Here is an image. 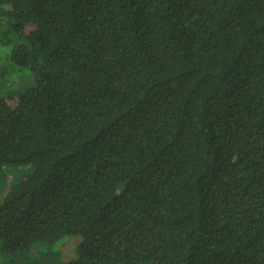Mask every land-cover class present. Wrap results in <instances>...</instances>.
I'll use <instances>...</instances> for the list:
<instances>
[{"label":"trees","instance_id":"trees-1","mask_svg":"<svg viewBox=\"0 0 264 264\" xmlns=\"http://www.w3.org/2000/svg\"><path fill=\"white\" fill-rule=\"evenodd\" d=\"M0 20V264H264V0Z\"/></svg>","mask_w":264,"mask_h":264},{"label":"rangeland","instance_id":"rangeland-1","mask_svg":"<svg viewBox=\"0 0 264 264\" xmlns=\"http://www.w3.org/2000/svg\"><path fill=\"white\" fill-rule=\"evenodd\" d=\"M0 22H1V20H0ZM4 79H5V81L7 80V81H6V82H7V83H6L7 85H9V84L12 82V78H10V77L8 76L7 73L5 74ZM7 92L14 93L15 91H14L13 88H10V89H8ZM66 249H67V251H68V254H71L72 249H73L72 246H67Z\"/></svg>","mask_w":264,"mask_h":264}]
</instances>
